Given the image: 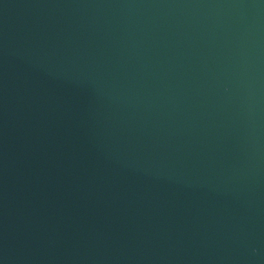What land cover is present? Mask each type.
I'll list each match as a JSON object with an SVG mask.
<instances>
[{"label": "water", "instance_id": "water-1", "mask_svg": "<svg viewBox=\"0 0 264 264\" xmlns=\"http://www.w3.org/2000/svg\"><path fill=\"white\" fill-rule=\"evenodd\" d=\"M0 264H264V0H0Z\"/></svg>", "mask_w": 264, "mask_h": 264}]
</instances>
